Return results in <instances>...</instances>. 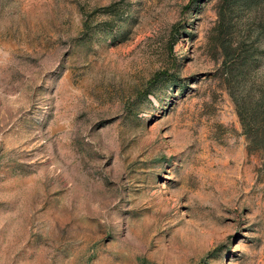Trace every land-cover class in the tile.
I'll use <instances>...</instances> for the list:
<instances>
[{
	"label": "rangeland",
	"instance_id": "obj_1",
	"mask_svg": "<svg viewBox=\"0 0 264 264\" xmlns=\"http://www.w3.org/2000/svg\"><path fill=\"white\" fill-rule=\"evenodd\" d=\"M217 4L0 0V264H264Z\"/></svg>",
	"mask_w": 264,
	"mask_h": 264
},
{
	"label": "trees",
	"instance_id": "obj_2",
	"mask_svg": "<svg viewBox=\"0 0 264 264\" xmlns=\"http://www.w3.org/2000/svg\"><path fill=\"white\" fill-rule=\"evenodd\" d=\"M104 9L119 16L114 5ZM83 25L84 35L92 32ZM211 32L246 152L259 153L264 165V0H218Z\"/></svg>",
	"mask_w": 264,
	"mask_h": 264
}]
</instances>
